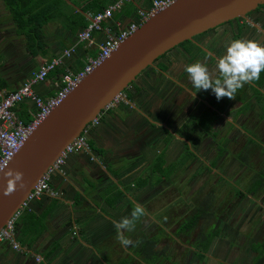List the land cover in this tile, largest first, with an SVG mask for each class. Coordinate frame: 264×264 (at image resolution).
<instances>
[{
    "label": "crops",
    "instance_id": "crops-1",
    "mask_svg": "<svg viewBox=\"0 0 264 264\" xmlns=\"http://www.w3.org/2000/svg\"><path fill=\"white\" fill-rule=\"evenodd\" d=\"M113 1L29 0L34 7L31 16L22 10L25 25L21 28L11 7L0 0V93L17 89L41 64L76 44L80 29L74 27L73 18L76 20L79 12L86 18L88 13L102 11ZM100 4L103 9L97 10ZM149 6L150 0H129L103 26L113 30L123 27L137 20L138 11ZM33 29L36 32L32 35L29 31ZM103 37L95 32L96 44L92 47L79 44L65 64L71 69L80 67L85 55L96 51ZM54 73L57 71L40 83L42 86L34 87L37 94L43 97L54 94L58 83ZM23 104L28 111L22 110L21 104L19 113L22 110L29 114L33 104L29 101ZM105 117L87 130L91 152L71 154L64 164L65 178L53 175L51 185L61 191V197L43 196L32 203L30 212L34 218L24 219L30 225L26 227L21 220L17 226L15 237L21 249L0 242V264H152V256L138 254L141 238H152L145 227L152 223V146L126 154L125 148L132 142H125V135L122 136V129L128 126L121 124L125 117L120 106L111 108ZM143 122L140 119L136 127H143ZM117 128L120 133H114ZM137 140L133 137V142ZM137 205L143 207L145 214L133 221L131 231L123 230L132 241L125 247L117 238L114 222L132 219ZM251 253L253 257L255 253Z\"/></svg>",
    "mask_w": 264,
    "mask_h": 264
},
{
    "label": "flooded vegetation",
    "instance_id": "flooded-vegetation-1",
    "mask_svg": "<svg viewBox=\"0 0 264 264\" xmlns=\"http://www.w3.org/2000/svg\"><path fill=\"white\" fill-rule=\"evenodd\" d=\"M237 39L254 40L264 45V5L243 17L219 24L181 42L143 70L122 91L121 101L114 106L119 105L121 109L128 106L127 110L124 109L125 113L123 112L126 118L132 114L133 109L136 111L132 114L131 125L135 131L139 129L132 136L138 140L130 144L141 149L148 147L147 145L151 147L152 144H147V141L151 142L147 135L153 137L157 132L156 128L161 127L157 125L163 124L165 128L161 132L164 133V141L175 136L168 143L179 149L178 156L190 152L191 157L183 171L191 167L193 158L200 162L197 170L203 172L206 168H215L216 161L214 166H211V162L205 164L204 158L209 156L231 157L230 161L235 157L234 160L239 166L245 169L251 167V164L246 166L244 158L256 160L264 151V71L261 72L259 80L244 84L235 94V99L224 97L219 100L211 89L194 88L185 71L186 65L200 61L218 76V59L226 54L227 47ZM135 94L140 99L139 103H131L129 100ZM130 104L132 107H129ZM159 112L165 113V119L169 120V123H160L150 117L158 115ZM140 119H144L148 131L152 134L142 136L144 128L136 127ZM167 124H172V127ZM241 136L244 137L243 140ZM240 140L242 142L236 148L235 145ZM250 140H255L256 143ZM230 142L236 149L234 155L227 150ZM197 170L193 172L200 173Z\"/></svg>",
    "mask_w": 264,
    "mask_h": 264
},
{
    "label": "water",
    "instance_id": "water-1",
    "mask_svg": "<svg viewBox=\"0 0 264 264\" xmlns=\"http://www.w3.org/2000/svg\"><path fill=\"white\" fill-rule=\"evenodd\" d=\"M260 5L264 0H175L138 26L51 110L0 172V230L65 147L159 56ZM10 169L23 174L24 186L7 194Z\"/></svg>",
    "mask_w": 264,
    "mask_h": 264
},
{
    "label": "rangeland",
    "instance_id": "rangeland-1",
    "mask_svg": "<svg viewBox=\"0 0 264 264\" xmlns=\"http://www.w3.org/2000/svg\"><path fill=\"white\" fill-rule=\"evenodd\" d=\"M37 86H42V84L39 83ZM119 100L121 101V98ZM129 100L131 103L140 102L137 94L133 95ZM127 107L120 108V111L123 113L127 110ZM129 107H132V105L130 104ZM142 111L144 112V110ZM135 113L136 111L133 109L132 114ZM106 114L108 115L105 112L104 117ZM132 114L127 118L125 117L121 124L128 126L127 129H122V136L124 138L125 135V142L131 141L134 143L132 136L135 131H133L134 128L131 125L133 124ZM164 114V112H159L158 115L154 116L157 118L150 117L155 121L166 124L167 120ZM143 125L145 127L143 126L144 132L142 136L152 134V132L148 131L145 122H143ZM167 125L172 127V124ZM157 126L161 127L156 128L155 136L152 135L153 137H150L147 135V138L152 141V161L163 149L165 150L164 158L166 163L176 160L179 157V149L168 143L175 136L169 138L170 140L164 141V133L161 130L165 126L163 124ZM173 127L175 128V126ZM115 132L120 133V130L117 128L114 130ZM169 134H171L170 131ZM88 135V131L84 133L86 139ZM240 138L244 139L242 136ZM118 139L120 140V138ZM242 140L237 141L236 148H238ZM232 145L233 143L230 142L227 150L234 155L236 149ZM135 152L136 148L133 144L125 148L126 154L132 155ZM261 154L256 160L254 158L251 161L248 159L252 166L246 168L247 170L243 166L238 165L237 161L234 160L235 157L233 161H230L231 157L214 158L209 156L204 158L205 164L216 161L215 168H206L203 172L200 169L197 170L200 162L196 158L191 160L193 163L188 170L183 171L186 169V163L184 167L178 168L173 172L168 181L158 178V173L152 172V183H155L152 184V223L145 227L148 229V234L152 233V235L159 236L156 250L164 251L167 255V259L161 264H187L188 259L192 256L194 246L209 231L210 227L219 228V235L211 243L206 258L200 262L197 261V264H219V262L226 264L250 263L252 259L250 243L261 241L264 238V190L255 193V195L247 194L244 197H238L236 189L237 187L239 189L246 188L251 181L252 175L264 168V151ZM93 160H97L100 166L103 165L105 167V164H101L100 159L95 158ZM246 166L250 165L246 164ZM195 170L200 171V173H194L193 171ZM60 176L65 178L67 173L64 171ZM156 178L160 179V181L155 182ZM209 197L213 206L214 216L208 219H200L187 234L185 231H181L179 229L180 224L191 216L194 212V206L200 205L204 207L206 203L204 200ZM107 260L109 261L110 258H107Z\"/></svg>",
    "mask_w": 264,
    "mask_h": 264
},
{
    "label": "built area",
    "instance_id": "built-area-1",
    "mask_svg": "<svg viewBox=\"0 0 264 264\" xmlns=\"http://www.w3.org/2000/svg\"><path fill=\"white\" fill-rule=\"evenodd\" d=\"M128 1L114 0L102 11L88 13L86 15L87 24L76 33V44L64 48L61 53L41 64L39 69L33 72L17 89L7 93H0V172L7 167L11 159L26 141L28 135L86 75L104 61L138 26L155 13L168 7L175 0H150L148 9L138 11L139 16L137 20L131 21L116 30L103 26V22L111 19L113 13L119 11ZM95 32H100L104 36L103 40L97 44L95 53L86 54L82 66L78 70L71 69V67L65 64L66 60L75 54L79 44H83L85 47L95 45ZM61 66H66V70L58 80L54 94L46 97L37 94L34 87L44 82L50 73ZM120 98L121 95L108 104L106 109L86 127L84 133L91 126L97 125L104 113L108 109L113 108ZM26 101L33 104V110H29L31 119L28 122H24L18 114L19 106ZM84 133L65 147L36 182L19 209L0 230V242L9 243L15 250L21 249L15 237L16 221L24 211H30L32 203L40 200L43 196H48L49 198L61 197V191L51 185L52 177L55 174H63L64 164L71 154L91 152ZM37 259L39 260V257Z\"/></svg>",
    "mask_w": 264,
    "mask_h": 264
},
{
    "label": "trees",
    "instance_id": "trees-1",
    "mask_svg": "<svg viewBox=\"0 0 264 264\" xmlns=\"http://www.w3.org/2000/svg\"><path fill=\"white\" fill-rule=\"evenodd\" d=\"M6 4L11 7L12 9V15L14 19H16L19 22V25L21 28L24 27L25 23L23 22V16L24 14L22 13V10L25 11V13L29 14L31 16V11L32 8L31 5L29 4V0H4ZM47 0H45L46 2ZM42 0H40V3ZM16 3V4H15ZM21 4L25 7V9H21L17 4ZM15 4V5H14ZM103 9V6L100 4L97 8V10ZM83 12H79L77 14L76 20L73 18V24L74 27L77 29L83 28L87 24V20L85 18V15L82 14ZM36 16V15H35ZM34 27V26H33ZM40 29L38 28V31ZM32 35L36 32L35 29L29 31ZM29 35L30 37H33L32 35ZM92 52V54H94ZM82 66V65H81ZM80 66V67H81ZM73 68V67H72ZM79 67H74L73 70H78ZM66 70V66H61L55 69L53 72L57 71V73H54L56 75V78L59 80L63 73ZM50 73V74H53ZM49 74V75H50ZM27 105L22 104V110H27L26 109ZM21 110V109H20ZM20 111L22 113L18 114L20 118L24 122H28L31 117L26 111ZM111 109H108L109 111ZM28 111V110H27ZM83 134V133H82ZM252 143H256L255 140H250ZM190 152L188 154H183L179 158H177L175 161H172L170 163H166V160L164 158V152L161 151L160 153L157 154V156L153 159L152 161V172L153 173H158L159 177L158 178H163L166 179L165 181L169 180L170 175L175 172L178 168L183 166L188 159H190ZM244 162H247L246 164H251V162H248V158H244ZM252 165V164H251ZM211 166H214V162L211 163ZM156 178L155 182H159L160 179ZM236 187V186H235ZM264 190V168L260 169L258 172L252 175L251 181L249 185L244 188V189H239L237 187L236 189V195L238 197H244L247 194H252L255 195V193L259 191ZM206 201L204 207L202 206H194V212L191 214V216L185 220L182 224H180L179 229L181 231H185L186 234L190 232L191 228H193L200 219H208L212 216H214V212L212 210L213 206L211 205L210 197L205 199ZM30 211H24L21 216L18 218L16 221V229L21 220L24 219H29L31 220L33 215ZM29 215L28 217H26ZM26 217V218H24ZM25 221V220H24ZM26 227L30 225V223L25 221ZM164 227V226H163ZM179 230V231H180ZM220 229L215 228V227H210L209 231L205 233L203 238L196 243L194 246V250L192 251V256L188 259L187 264H197V261H202L206 258L208 250L210 248L211 243L215 240V238L219 235ZM159 241V236L158 235H152L151 237H142L141 238V248L139 249L138 254H142L144 257H149L152 256V264H161L163 261L167 259V255L165 254L164 251H158L156 250V245L157 242ZM251 250L255 253L254 256L252 257L251 261L249 264H264V238L261 241H254L251 242L250 244ZM196 248V249H195ZM152 251V252H151ZM219 264H226L224 262H219Z\"/></svg>",
    "mask_w": 264,
    "mask_h": 264
},
{
    "label": "clouds",
    "instance_id": "clouds-1",
    "mask_svg": "<svg viewBox=\"0 0 264 264\" xmlns=\"http://www.w3.org/2000/svg\"><path fill=\"white\" fill-rule=\"evenodd\" d=\"M218 76L209 71L205 63L197 61L186 65L190 81L194 88L211 89L219 100L224 97L235 99V94L244 84L259 80L264 71V45L254 40H233L227 47L226 54L217 61ZM7 194H12L16 188L23 187V174L16 170H9ZM145 214L142 206L137 205L132 212V219L124 218L120 222H114L117 230V238L120 243L127 247L132 241L125 237L123 230L131 231L133 221Z\"/></svg>",
    "mask_w": 264,
    "mask_h": 264
}]
</instances>
